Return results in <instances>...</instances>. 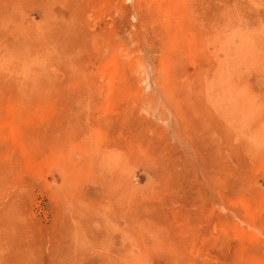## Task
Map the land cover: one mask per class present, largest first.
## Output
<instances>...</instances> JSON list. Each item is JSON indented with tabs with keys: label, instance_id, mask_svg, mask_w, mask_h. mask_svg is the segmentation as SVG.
Returning <instances> with one entry per match:
<instances>
[{
	"label": "rangeland",
	"instance_id": "rangeland-1",
	"mask_svg": "<svg viewBox=\"0 0 264 264\" xmlns=\"http://www.w3.org/2000/svg\"><path fill=\"white\" fill-rule=\"evenodd\" d=\"M0 264H264V0H0Z\"/></svg>",
	"mask_w": 264,
	"mask_h": 264
}]
</instances>
